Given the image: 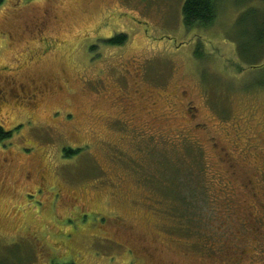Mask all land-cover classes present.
<instances>
[{"label":"rangeland","instance_id":"1","mask_svg":"<svg viewBox=\"0 0 264 264\" xmlns=\"http://www.w3.org/2000/svg\"><path fill=\"white\" fill-rule=\"evenodd\" d=\"M184 1L0 0V89L38 92L0 104V264H264V65L235 25L264 1L190 31Z\"/></svg>","mask_w":264,"mask_h":264},{"label":"trees","instance_id":"2","mask_svg":"<svg viewBox=\"0 0 264 264\" xmlns=\"http://www.w3.org/2000/svg\"><path fill=\"white\" fill-rule=\"evenodd\" d=\"M222 0H185L182 7V22L186 30L209 29L217 18L218 4ZM264 1V0H263ZM241 5L245 2L240 3ZM236 28L242 27L237 37V53L242 61L249 66L264 65V11L249 8L240 14L235 22ZM248 26V28H247ZM125 41L124 36H117L109 41V45L121 46ZM261 63V64H260ZM257 67V66H256ZM10 137L0 128V140ZM78 150L63 149L64 158L78 154ZM73 264V263H68Z\"/></svg>","mask_w":264,"mask_h":264},{"label":"flooded vegetation","instance_id":"3","mask_svg":"<svg viewBox=\"0 0 264 264\" xmlns=\"http://www.w3.org/2000/svg\"><path fill=\"white\" fill-rule=\"evenodd\" d=\"M44 29H41V31ZM42 44H44V39H42ZM36 97H38V92H34V93H28L25 91V89H23V86H19L16 89H0V104H6L7 103V99L6 98H10L13 102L16 103L17 106L20 105H32V102L35 101ZM125 100V98H121L120 101ZM130 105H124V107H122V116L120 118H118V121H120L121 123H119L120 125H122V127L126 128L127 126H130L132 123L136 122V117L134 114H130ZM56 113V112H55ZM55 113H54V117H55ZM141 125H143L144 128H146V124L143 122V120H141ZM156 128H154L155 130ZM137 131V130H135ZM146 131V130H145ZM141 132H143V130H141ZM257 179L259 182L262 183V181H264V172L261 171L259 174H257ZM246 188L250 189L251 191H249L252 199L254 201H256V195L253 191H255L256 187H254V190L252 189V180H247V184H246ZM259 190H261L259 188ZM40 191V190H38ZM37 191V192H38ZM261 208L263 209L264 205L261 204L260 205ZM252 221H255L258 226H251V232L254 234V238L255 240H258L259 242L263 239L264 237V226L260 225V218H258L255 214H250ZM262 222V221H261ZM260 251H262L259 255H254L256 261L257 260H262L264 261V248L260 249ZM228 254L227 256L231 257V262L234 261V259L236 260V264H241L247 260H245L244 258L248 256V251H246L245 249H239L235 246H233V244L230 245V250L227 251ZM263 264V262H262Z\"/></svg>","mask_w":264,"mask_h":264}]
</instances>
